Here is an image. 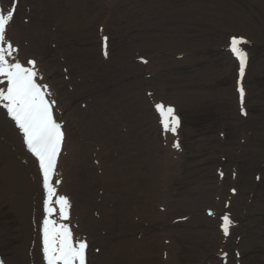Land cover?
<instances>
[{
	"label": "bare ground",
	"instance_id": "bare-ground-1",
	"mask_svg": "<svg viewBox=\"0 0 264 264\" xmlns=\"http://www.w3.org/2000/svg\"><path fill=\"white\" fill-rule=\"evenodd\" d=\"M99 4L0 0V13L13 11L6 42L0 47L11 51V45L16 50L11 56L6 51L9 64L28 68L32 66L27 60L35 62V82L46 86L57 119L62 111L70 112L50 181L55 191L51 206L56 211L49 219L68 226L74 245L87 244L86 264H150L156 252L147 224L159 221L164 226L167 213L174 209L166 189L156 184L167 176V152L162 149L166 153L155 156L149 132L141 128L153 104L142 92L150 81L141 79L135 87L130 80L140 69L130 62L136 47L129 44L127 50L112 54L107 46L104 54L100 37L108 19L90 20ZM5 77L0 75V80ZM6 89L2 80L0 90ZM75 128L82 134L80 140ZM44 194L36 159L28 153L20 129L0 107V251L5 255L0 264H45L40 240ZM59 196L69 201L67 220L59 217L55 204ZM34 214L39 219L38 237L30 218ZM175 225L181 239L180 225ZM172 248L169 241L163 264L173 262Z\"/></svg>",
	"mask_w": 264,
	"mask_h": 264
},
{
	"label": "rangeland",
	"instance_id": "rangeland-1",
	"mask_svg": "<svg viewBox=\"0 0 264 264\" xmlns=\"http://www.w3.org/2000/svg\"><path fill=\"white\" fill-rule=\"evenodd\" d=\"M95 1L100 6L90 20L108 19L102 32L108 51L136 47L130 62L140 69L130 80L135 87L150 81L141 90L153 104L141 128L155 156L167 152V176L156 184L174 209L164 226L147 224L156 252L150 264H163L168 241L175 252L168 264H220L223 258V264H264V0ZM237 36L247 41L241 81L229 50ZM157 104L181 117L175 134L163 130ZM69 113L62 111L63 118ZM81 135L76 130L75 137ZM224 211L232 219L227 237L218 227Z\"/></svg>",
	"mask_w": 264,
	"mask_h": 264
},
{
	"label": "snow or ice",
	"instance_id": "snow-or-ice-1",
	"mask_svg": "<svg viewBox=\"0 0 264 264\" xmlns=\"http://www.w3.org/2000/svg\"><path fill=\"white\" fill-rule=\"evenodd\" d=\"M15 3L13 4V9ZM13 19V11L7 10L0 13V43L6 42V25ZM105 47L107 38H103ZM243 38L232 37L229 42V50L237 58L240 64V76L243 77L247 54L241 45L246 44ZM11 51L0 47V75H6L8 79L7 92L0 91V99L7 101L6 108L8 115L15 121L16 127L23 133L24 143L28 149L37 157L44 180V187L47 197L44 200L45 217L42 222L43 233V254L46 264H85V250L87 244L77 241L73 244L72 235L67 225L57 224L56 220L49 219L56 211L51 206L52 197L55 195L49 180L52 170L55 167L56 155L59 152L62 133L60 125L52 118V109L49 101L45 99L47 93L46 86L43 87L35 82L37 73L33 71L34 61H28L32 67H23L20 63L9 64L5 58V53L11 56L16 50L8 45ZM105 56L107 52L105 51ZM147 63V61H141ZM241 100L243 99V89H239ZM160 113L162 128L165 132L176 133L179 120L174 115V109L164 105H155ZM178 147V145H174ZM59 181H57L58 183ZM59 208V217L67 220V208L69 201L59 196L55 200ZM211 215V213H209ZM231 221L228 216L223 217L222 230L228 235Z\"/></svg>",
	"mask_w": 264,
	"mask_h": 264
}]
</instances>
